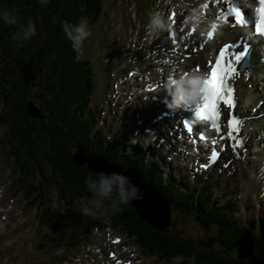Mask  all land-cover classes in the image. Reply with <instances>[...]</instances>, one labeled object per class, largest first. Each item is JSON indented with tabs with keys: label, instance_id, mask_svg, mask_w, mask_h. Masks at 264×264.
Listing matches in <instances>:
<instances>
[{
	"label": "rangeland",
	"instance_id": "374dc122",
	"mask_svg": "<svg viewBox=\"0 0 264 264\" xmlns=\"http://www.w3.org/2000/svg\"><path fill=\"white\" fill-rule=\"evenodd\" d=\"M175 1L177 2L178 0ZM151 4L153 5L150 9L148 0H103V16L101 18L105 19V21L103 19L99 20V27L97 28V24L93 26L87 39L81 43L78 49H75L76 57L87 60L90 66L83 68L79 63L80 60L77 59L72 76L77 73L78 77L76 78L80 79L79 88L86 89V94H90L89 109L95 114L94 118L98 128L107 142L115 143V146L119 147L121 152L131 153L132 150L139 152L141 161L149 162L150 166L154 168V172L160 177L163 176L162 178H164L163 180H165L166 184H178L183 189L186 186L195 189L201 185L207 186V190L212 193L215 203H224L226 200L234 202V209L237 210L236 214L235 212L232 214L234 218L246 220L252 214L253 219L258 220L257 224H259L264 216V208L245 206L243 194L239 188L234 187L232 183H227L224 180L225 178L220 179L223 175L222 172L219 173L215 168L208 175L200 177L190 176V170L186 167L187 160L170 162L167 160L169 153H164L160 156L162 146L158 150L155 149L158 139L153 141L152 136H144L142 139H139L140 135L137 137L133 136L140 129V124H137V122H142L144 117L143 111L137 109V103H135L138 100L143 102V95L138 100L135 98L134 94L138 95V93L134 92V88H132L134 83L131 78L128 81V85L121 82L118 84V88L121 90L124 88L127 96L132 91V96L136 99L134 102H131L127 97L125 102L121 101L123 103L122 106L120 101H118V104H114L109 98V95L117 90L113 88V83L125 79L127 72L132 69L128 53L130 40L134 37H143L146 31L143 30L145 23H147L146 20L143 18L145 23L140 20L149 10L154 11L155 8L160 10L164 0H151ZM133 5H135L136 16L130 11ZM4 10L7 9L3 8L2 11ZM139 15L140 17L138 18ZM136 18H138L140 24L137 23ZM126 23H131L133 31L125 29ZM137 35L139 36L137 37ZM9 41L10 38H2L3 43ZM125 50L127 54L124 57L122 53ZM120 56L123 59H120ZM135 59L138 61L140 69L144 70L145 59L142 57V53L140 55L136 53ZM81 70L85 71L86 74L90 73L91 70L93 72V78L91 79L95 90L91 93V89L88 86L84 88L83 78L80 76ZM32 72L36 73L35 70H32ZM70 73L71 69L69 75ZM85 78L91 86L89 76ZM135 79L134 77L132 80ZM137 84L142 86L140 82ZM32 91L34 93V89ZM73 92L75 93L76 90L73 89ZM102 122L103 124L101 125ZM36 141L44 144L47 139L37 137ZM42 167L45 176L48 177L51 173L49 165L43 161ZM18 177V173L12 166L0 167V192L2 199L15 198L16 208L21 211L20 218L16 209L7 212V215L10 214V216L6 215L7 221L0 230V264H105L106 261H114V258L109 257L110 251L115 252L123 260H131L134 264H172L174 256L171 250L156 249L152 240H138L134 234L129 235L128 233H132L131 230H128L130 228H124L120 222L109 218L108 212L93 211L90 216L84 215L79 210L81 206L78 204L81 201L78 199H75L73 206L68 211L65 210L64 202L58 199L55 187L46 185L44 182L42 187L44 191L43 200L49 209L41 207L40 214L36 216L35 207L29 203L34 195L33 189L26 187V183L25 187H23L20 182H12L4 186L7 180H17ZM42 180L38 174H34L32 182L37 184L40 181L42 182ZM10 206L12 207L11 204ZM11 214L14 215L11 216ZM171 220V231L174 230L185 238L198 241L204 240L205 233L192 219L184 217L176 211H171ZM81 233L85 235L76 236ZM253 234V239L255 241L258 240L256 238V235L259 237L257 230L253 231ZM62 235H64L63 238L61 237ZM75 236L78 241H76V238L72 240ZM116 236L121 239L119 244L114 242ZM73 241H75L74 245H72ZM136 241L141 244L136 243ZM158 241L160 242V240ZM78 242L84 245L88 243L89 246L82 248ZM92 244H94L93 248ZM176 248L174 246V249ZM188 249L191 251V248L188 247ZM262 252L260 246L255 247V255L261 256ZM83 253H87L86 256ZM206 253H213L215 256L217 254L212 250H208ZM191 255L193 256L188 257L186 261L180 264H194V254ZM55 256L56 258L53 259L52 257ZM204 257L205 260L202 264L210 260L207 256ZM213 261L215 263L211 261L210 264H221L218 261Z\"/></svg>",
	"mask_w": 264,
	"mask_h": 264
},
{
	"label": "trees",
	"instance_id": "16d2710c",
	"mask_svg": "<svg viewBox=\"0 0 264 264\" xmlns=\"http://www.w3.org/2000/svg\"><path fill=\"white\" fill-rule=\"evenodd\" d=\"M101 1L46 0V3L42 6L41 0H0V12L3 8L11 10L15 6L20 23L26 24L31 20L36 29V35L32 37L31 41L23 47H19L18 52L15 54V67H10L8 64L7 72L9 73L7 74L10 75L9 78L3 79V82L10 86V90L6 94V101L11 105L12 110L8 126L10 142L14 145L12 152L15 155V162L23 173L27 172L29 167H32L34 171H40L41 155L39 148L40 145L44 146L42 156L50 164L52 173L59 175L61 179L44 181L58 186L59 194L64 197L68 206L74 197L82 196L84 192L89 193L85 182L88 176L91 175L93 179L98 178L97 174L87 172L84 167H74L69 159L70 147L73 143H80L87 147L89 151L94 149L99 152H94L95 154H101L103 147L98 143H91L89 138H85L86 136L80 138L76 133L78 127L74 123L78 120L75 119V112H71V117L69 110L72 104H83L87 94L86 89L79 88L80 79L76 78L78 77L77 73L72 76L76 67L75 55L69 45L70 40L64 32L61 22L66 21L70 25H75L81 17L96 19L100 13ZM15 31V28L5 25L0 20V33L3 32L6 36H12ZM65 39L68 40H66L67 43L64 46L63 41ZM15 43L12 42L11 49ZM30 49H35V52L28 53L27 51ZM34 65L43 68L42 82L38 89L39 94H36L35 99L42 104L47 113L45 116L46 122L45 119H30L25 110L26 87L29 80L27 72ZM70 69L71 73L69 75ZM80 76L83 78L84 88L86 86L90 88L91 86L85 78L87 76L85 71L81 70ZM73 89L76 90L75 93ZM37 137L47 139L46 143L40 144L36 141ZM106 154L108 156H118L112 152ZM133 157L135 159H127L126 166L136 167L139 172L143 171L147 179L146 182L166 196L162 184L155 180L152 174H148L152 173L149 166L140 160L138 162L135 155ZM180 195L185 198L181 202H176L174 196L168 197L174 208L180 209L182 212L187 209L186 214L191 215L201 226L208 227L210 223L218 225L221 229V231L218 230L220 233L217 237L218 244L225 250L237 249L241 258L247 257L244 248L241 247V243L245 241L244 232L239 228V225L230 222L227 214L221 211V208H213L210 204L207 206L199 204L200 197L196 191L186 192L185 194L180 193ZM121 207L123 210L114 215L108 212L112 220H117L124 228H130L128 230L137 235L138 240H152L156 249H162L163 251L168 249L172 251L173 256L184 257L180 263L186 261L190 254H194L197 257V260H194L195 264H202L205 260L204 256H207L210 260L203 264H210L211 261L215 263L213 260H218L219 263L222 262L221 264H242L239 260L221 259L213 253H206L204 250L202 252L205 253H200L199 248L194 245L193 241L181 239L180 236H174L166 231L160 232L142 222L135 215L129 203ZM158 240L166 246H163ZM174 246L177 247L175 250H173ZM188 247L191 248V251Z\"/></svg>",
	"mask_w": 264,
	"mask_h": 264
},
{
	"label": "clouds",
	"instance_id": "9594fccd",
	"mask_svg": "<svg viewBox=\"0 0 264 264\" xmlns=\"http://www.w3.org/2000/svg\"><path fill=\"white\" fill-rule=\"evenodd\" d=\"M45 3L46 0H41L42 6ZM0 20L5 25L16 29L11 39L17 42V47H23L36 35L35 25L31 20L26 24L20 23L15 6L11 10L0 12ZM61 23L64 32L73 41L74 49H78L81 43L90 35L89 23L86 17H82L75 25H70L66 21ZM166 27L165 21L159 14H153L150 17V30H165ZM206 79L207 76L197 72H190L179 79H170L169 95L172 97L170 104L176 108L200 104L206 87ZM85 182L91 196L86 199L79 210L87 216L92 215L93 211L111 212L114 215L122 211L121 206L127 204L130 200L143 199V193L140 192L139 188L132 183L130 177L122 173H99L97 179H93L90 175ZM183 259L182 256H174L172 264H180Z\"/></svg>",
	"mask_w": 264,
	"mask_h": 264
},
{
	"label": "snow or ice",
	"instance_id": "6c2138e0",
	"mask_svg": "<svg viewBox=\"0 0 264 264\" xmlns=\"http://www.w3.org/2000/svg\"><path fill=\"white\" fill-rule=\"evenodd\" d=\"M258 7L255 8L254 22L248 20L240 7L233 6L229 11L232 14V26H250L252 37L264 43V0H257ZM228 22V21H226ZM209 38H213V33L208 32ZM240 48V51L234 49ZM250 53V43L245 40L242 44H228L219 49L218 56L214 64H209L210 72L205 80L203 99L195 107V115L204 122L205 127L209 124L216 133H221L224 123L228 125L227 138L232 141L233 150L242 146V138L239 136L242 120L232 113L231 118L222 121V111L235 109L234 84L241 75L239 66ZM221 139H224L221 136ZM216 155V153H211Z\"/></svg>",
	"mask_w": 264,
	"mask_h": 264
},
{
	"label": "bare ground",
	"instance_id": "6f19581e",
	"mask_svg": "<svg viewBox=\"0 0 264 264\" xmlns=\"http://www.w3.org/2000/svg\"><path fill=\"white\" fill-rule=\"evenodd\" d=\"M196 1L197 0H194V1L193 0H184V1H182L183 6L190 5V7L192 8V10H193L192 11L193 18H195L197 16L198 12H199V8H198V11H196L197 10V5H198V2H196ZM223 29H224L225 32H227V29H225V28H223ZM197 34H198V32H197ZM197 34H195V37L197 36ZM222 38H223V33H220L219 39L221 40ZM66 40H68V39H65L63 41L64 46L67 43ZM183 41L186 43L187 42V39L186 38H183ZM189 41L192 42V43L199 42L200 45H201L202 42H203V39H201V38H198V39L197 38H192ZM211 44H209L208 42L205 43L206 48H208V50L212 47ZM180 52L182 53V56L175 57V58H177V61L178 62H179V60L181 58H183V55L189 53L188 51H183V50H181ZM193 62L194 63H199L195 59V56L194 55L190 59L185 60V65H181L180 63H178L177 65L180 66L181 69H185V68L192 67V65L194 64ZM244 78H247V77L244 75ZM246 80H248V82H245L243 79H241V81H239L238 83L236 81V85L238 87V93L242 97H245L246 98V100H247L246 102L247 103H251L253 106L256 107L259 104V103H257V101L262 100L263 94L258 89L257 90L254 89L256 87L254 81H251V79H249V78H247ZM151 82L153 83V81H151ZM154 84L155 83H153V85ZM247 84H250L251 85V87H252L251 90L250 89H247V87H246ZM164 93H166V92L164 91ZM145 105L147 106V110H148L149 113H151L150 108H151V110L152 109L155 110L157 108V106H158L156 103H154L153 101H151V99H149L147 101V103H145ZM239 105L242 107V103L239 104ZM244 106H246V104H244ZM238 109L239 108H237V110ZM70 120H71V118H70ZM243 132L244 131H242V133ZM258 134L259 133H257L256 136H258ZM247 135H250V138L252 140L254 139L253 146L257 147V143L255 141V137H256L255 136V133L252 132V131H248L247 130ZM241 138L244 139V136L241 135ZM91 139H92V137L90 136V139H89L90 142H91ZM248 141H249L250 144H252V142H251V140H249V138H248ZM240 151L242 152V156H244V154H243V147L240 148ZM262 154L264 155V148L258 154L253 153V154L250 155V158L249 157L245 158L243 160L244 162H239V161H236V160L233 161V162H231V164L229 165V167L222 172L223 175L220 177V179H224L225 178L224 180H226L227 183H232V184H234V187L239 188V190L243 194L245 204H251L252 206H256V207L258 206L260 208H264V202H263L264 201V194L262 196V199L261 200L259 199L260 195H262V193L264 191V172H261L259 170V167L257 166V164H258V161L257 160L260 158V156ZM225 158L228 160V158L226 156H225ZM228 172H229V174H227ZM17 173H18V176L27 175L26 173H23V172H20V173L17 172ZM148 186L151 189H154V187L152 185H148ZM231 202L233 203V201H231ZM225 208H228V207L225 206ZM170 219H171V213H170ZM171 223H172V220H171ZM135 236H137V235H135ZM136 243H140V242L139 241H136ZM162 245H165V244H162ZM167 247H169V246H167ZM192 256L193 255H191V254L189 255V257H192ZM194 260H197V257L195 255H194ZM220 263H222V262H220ZM194 264H195V262H194ZM196 264H200V263H196Z\"/></svg>",
	"mask_w": 264,
	"mask_h": 264
},
{
	"label": "water",
	"instance_id": "95a60500",
	"mask_svg": "<svg viewBox=\"0 0 264 264\" xmlns=\"http://www.w3.org/2000/svg\"><path fill=\"white\" fill-rule=\"evenodd\" d=\"M28 111L32 117H41L40 110L32 103H28ZM72 162L75 167H82L87 164L86 171L99 173H122L130 177L133 184H135L141 193H143L142 200H131V206L136 216L148 226L159 231H165L170 226V204L154 189L145 185L140 178L135 174H130L128 171L123 172V168L115 163H109L108 159L104 157H90L86 152L77 148V153L72 156Z\"/></svg>",
	"mask_w": 264,
	"mask_h": 264
}]
</instances>
